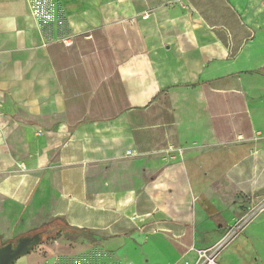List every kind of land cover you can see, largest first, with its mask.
Here are the masks:
<instances>
[{
  "label": "crops",
  "instance_id": "1",
  "mask_svg": "<svg viewBox=\"0 0 264 264\" xmlns=\"http://www.w3.org/2000/svg\"><path fill=\"white\" fill-rule=\"evenodd\" d=\"M0 96V247L193 264L249 217L217 264H264V0H0Z\"/></svg>",
  "mask_w": 264,
  "mask_h": 264
},
{
  "label": "built area",
  "instance_id": "2",
  "mask_svg": "<svg viewBox=\"0 0 264 264\" xmlns=\"http://www.w3.org/2000/svg\"><path fill=\"white\" fill-rule=\"evenodd\" d=\"M143 18H146L144 16ZM66 44V42H64ZM3 106V100L0 96V110ZM262 205H264V198ZM249 217L243 218L238 222H235L231 225L227 231L224 233L222 238L205 249L197 250V258L193 264H217V259L222 252V250L226 247L227 243L232 240L235 236H237L243 229Z\"/></svg>",
  "mask_w": 264,
  "mask_h": 264
},
{
  "label": "rangeland",
  "instance_id": "3",
  "mask_svg": "<svg viewBox=\"0 0 264 264\" xmlns=\"http://www.w3.org/2000/svg\"><path fill=\"white\" fill-rule=\"evenodd\" d=\"M81 248L82 247H78V248L75 247L73 249L71 246V242L66 241L64 238H62L61 233L58 232L54 235L53 239L44 240L42 244L37 245L36 247H34V249L30 253H28L25 256L18 258L15 262L19 261V263H20V261H25V259L27 261L29 259L30 262H28V264H43L42 262L44 261V259L47 255L51 256L55 253L66 254L69 251H74V252L76 251L77 252ZM37 251H39L37 260L34 259V257H36V256H32L33 258H28L32 254L36 255Z\"/></svg>",
  "mask_w": 264,
  "mask_h": 264
},
{
  "label": "water",
  "instance_id": "4",
  "mask_svg": "<svg viewBox=\"0 0 264 264\" xmlns=\"http://www.w3.org/2000/svg\"><path fill=\"white\" fill-rule=\"evenodd\" d=\"M39 233L21 237L0 247V264H13L18 258L30 253L34 247L42 243Z\"/></svg>",
  "mask_w": 264,
  "mask_h": 264
},
{
  "label": "trees",
  "instance_id": "5",
  "mask_svg": "<svg viewBox=\"0 0 264 264\" xmlns=\"http://www.w3.org/2000/svg\"><path fill=\"white\" fill-rule=\"evenodd\" d=\"M58 232H62L64 238L67 240H77L87 236V232L85 230L69 227L65 222L59 219L41 227L38 231L34 232V234L39 233L43 237V240H46L53 239L54 235Z\"/></svg>",
  "mask_w": 264,
  "mask_h": 264
}]
</instances>
